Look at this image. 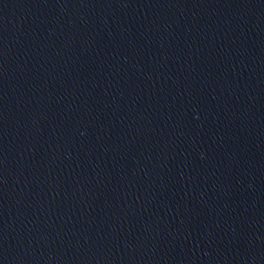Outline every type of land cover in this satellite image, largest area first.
<instances>
[{"label": "water", "instance_id": "obj_1", "mask_svg": "<svg viewBox=\"0 0 264 264\" xmlns=\"http://www.w3.org/2000/svg\"><path fill=\"white\" fill-rule=\"evenodd\" d=\"M0 264H264V0H0Z\"/></svg>", "mask_w": 264, "mask_h": 264}]
</instances>
